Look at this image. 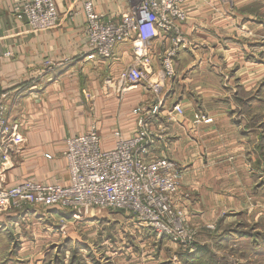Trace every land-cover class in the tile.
I'll return each mask as SVG.
<instances>
[{"label": "crops", "instance_id": "0c3cea01", "mask_svg": "<svg viewBox=\"0 0 264 264\" xmlns=\"http://www.w3.org/2000/svg\"><path fill=\"white\" fill-rule=\"evenodd\" d=\"M25 1L0 0V95L24 138L0 179L66 185L65 139L95 128L102 146L112 147L116 128L110 129L119 123L118 130L130 135L133 108L152 104L154 96L143 92L145 82H118L132 61L129 43L111 59L90 52L83 0H56L58 19L49 29L32 28L18 14ZM128 1L93 0V8L117 18ZM184 7L185 47L175 56L174 75L162 84L161 113L152 122L163 140L147 158L168 157L184 169L181 191L191 198L181 206L191 222L223 226L231 217L222 210L241 213L245 158L253 169L264 159V0H186ZM166 42L154 43L150 81L158 79L157 55ZM175 103L182 116L170 114ZM258 182L264 183L261 177ZM68 214L55 207L0 211V264H47V250L73 238L60 240L56 231V215Z\"/></svg>", "mask_w": 264, "mask_h": 264}, {"label": "built area", "instance_id": "2783aa9c", "mask_svg": "<svg viewBox=\"0 0 264 264\" xmlns=\"http://www.w3.org/2000/svg\"><path fill=\"white\" fill-rule=\"evenodd\" d=\"M185 1L129 0L130 6L117 18L96 12L93 0L82 1L85 44L90 52L111 59L120 44L129 43L132 61L120 71L118 82H145L154 101L133 108L135 130L128 136L114 130L112 147L102 146L95 128L67 137L63 151L69 174L66 185L33 180L8 185L0 179V211L55 207L70 211L75 220L91 210H124L158 235H169L175 240L184 235L181 200H189V195L181 191L182 169L171 158L148 159L147 155L163 140L152 122L161 113L162 84L174 75L175 56L185 47L181 29L187 19ZM18 14L24 15L32 28L49 29L58 19L56 0L25 1ZM157 39L167 42L157 55L161 65L158 79L150 81L147 69ZM169 112L182 116L184 111L175 103ZM198 119L211 120L203 116ZM23 140L18 125L10 122L0 95V169L12 160L15 147L18 149Z\"/></svg>", "mask_w": 264, "mask_h": 264}, {"label": "rangeland", "instance_id": "374dc122", "mask_svg": "<svg viewBox=\"0 0 264 264\" xmlns=\"http://www.w3.org/2000/svg\"><path fill=\"white\" fill-rule=\"evenodd\" d=\"M244 162L241 213L222 210L231 217L225 225L191 222L184 210V235L175 240L156 234L124 210L97 209L75 220L71 214L56 215L58 239L73 238L49 248L47 264H264V183L258 182L260 177L264 181V159L254 169L249 159Z\"/></svg>", "mask_w": 264, "mask_h": 264}]
</instances>
